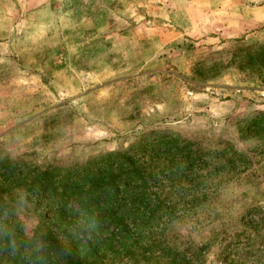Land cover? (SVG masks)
<instances>
[{
    "label": "rangeland",
    "instance_id": "obj_1",
    "mask_svg": "<svg viewBox=\"0 0 264 264\" xmlns=\"http://www.w3.org/2000/svg\"><path fill=\"white\" fill-rule=\"evenodd\" d=\"M264 264V0H0V264Z\"/></svg>",
    "mask_w": 264,
    "mask_h": 264
},
{
    "label": "trees",
    "instance_id": "obj_2",
    "mask_svg": "<svg viewBox=\"0 0 264 264\" xmlns=\"http://www.w3.org/2000/svg\"><path fill=\"white\" fill-rule=\"evenodd\" d=\"M49 244L52 247V250L60 252L63 259L67 260V264H81L75 257H70L64 247L59 243L55 238L48 239Z\"/></svg>",
    "mask_w": 264,
    "mask_h": 264
}]
</instances>
